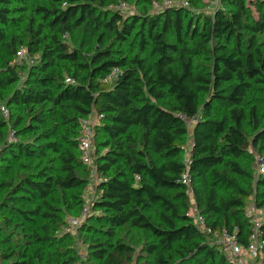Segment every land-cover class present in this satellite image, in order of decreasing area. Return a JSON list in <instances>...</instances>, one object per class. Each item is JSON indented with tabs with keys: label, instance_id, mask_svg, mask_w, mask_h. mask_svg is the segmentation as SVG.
I'll use <instances>...</instances> for the list:
<instances>
[{
	"label": "trees",
	"instance_id": "1",
	"mask_svg": "<svg viewBox=\"0 0 264 264\" xmlns=\"http://www.w3.org/2000/svg\"><path fill=\"white\" fill-rule=\"evenodd\" d=\"M120 1L133 0H0V106L22 110L14 117L10 110L11 125L0 111V146L20 161L0 168L3 264L78 263L59 205L83 209L91 169L81 160L78 137L81 120L93 111L103 119L93 140L98 197L87 217L105 227L103 236L88 238L93 258L233 264L213 233L227 231L248 244L245 210L254 181L264 198V173L257 177L256 165L245 161L253 148L264 162V125L254 103L264 89V0H222L212 13L208 0L154 13L157 0H134L143 8L131 16L110 8ZM29 3L31 13L22 16ZM135 39L133 54L127 47ZM22 47L38 58L29 71L13 63ZM114 68L116 76L104 80ZM57 121L64 144L41 147L54 151L58 167L44 166L35 179L21 159L38 152L19 138L51 137ZM190 184L211 233L188 215ZM130 229L144 236L140 252ZM261 230L264 237V221Z\"/></svg>",
	"mask_w": 264,
	"mask_h": 264
},
{
	"label": "rangeland",
	"instance_id": "2",
	"mask_svg": "<svg viewBox=\"0 0 264 264\" xmlns=\"http://www.w3.org/2000/svg\"><path fill=\"white\" fill-rule=\"evenodd\" d=\"M31 4L29 3L27 6V10L22 14L23 15H27L29 13H31ZM206 11H208V13H212V6L211 3L208 1V4L206 6ZM143 8V4L140 2H136V1H130L127 4V7L123 9V11L125 12L126 16H131L133 14H137L140 11H142ZM150 12L154 13L156 12L154 10V8H150L149 9ZM25 18V17H24ZM23 21V20H22ZM72 45V44H70ZM26 48V47H25ZM27 49V48H26ZM138 49V40L135 39L133 43H131V45L129 47H127V50H129V52L133 51L132 53L135 54L136 51ZM3 58L2 54L0 55V61ZM38 61V58L36 55L32 56L30 55V53L28 52V49L26 51V54L24 57L18 58L16 57L13 60L14 64H24L25 66H27L26 70L29 71L33 65H35ZM23 72L21 74L22 76V80H24V78H26V76L28 75V72ZM21 80V81H22ZM256 97L258 99L255 100L254 103H258V107H259V121L258 124L259 125H264V89L258 90L255 93ZM12 116L14 117L15 114H22V110L19 106L13 105L12 108L10 107ZM9 110V112H10ZM28 119V118H27ZM25 119V122L26 120ZM9 125L10 121L8 119ZM31 124H34V121L31 122ZM188 124L191 126L193 124L192 120L188 121ZM25 125V123L23 124ZM56 125V131L55 133L51 136V137H42V138H35V137H31L30 136V132H27L25 135H22L19 139L20 140H28L30 142L31 148L32 150H35V152H38L36 154V156L34 157H28V158H24L21 159V162H23V164L25 165L24 171L26 172H31L32 176L35 177V179H38V176L36 175L40 169H42L44 166L48 165L51 166L55 172V169L58 167L59 161L54 153L53 150H51L49 147H41L46 146V144L48 142H54L55 144L58 145V147L60 148V146L62 144H64L63 139L61 138V133H62V127L60 125V123L57 121V123H55ZM23 126L17 128L18 130L22 129ZM12 130V129H11ZM248 130H250V134L249 136V140L252 141V131H251V127H248ZM12 132V131H11ZM15 135V133L13 134ZM12 135V136H13ZM101 140V137H98V141ZM9 140V144H10ZM192 131H189L188 134V140L187 143L185 144V151H184V155L185 158H188L190 150H191V146H192ZM26 142V141H25ZM98 147V146H97ZM96 148V145H95ZM98 150L101 152H105L107 151V148H98ZM260 154L254 150L253 148H249V153L246 157V164L249 166H255L256 165V161L257 159H260ZM20 161L19 160H14V158L9 155V153L7 152V150H2V146H0V168H2V166L4 165H13L14 167H16L15 165H18ZM99 181V174L98 171L96 172H92L90 173L89 176V183L86 186V188L83 191V207L88 206L91 207V204L93 203V201L98 197V192L96 190V185ZM253 193L249 199V201L247 202L246 205V210H248L250 213H252V217H250L249 219L252 220H257L258 222L262 223L264 221V206H260V204L263 202L264 198L261 195V189L258 187V185H256V182H253ZM189 198H190V207L189 209L194 212L195 214L198 213L197 211V205H196V201H195V196H194V190H193V185L190 184L189 187ZM62 210H63V214H64V219H65V226H64V231L65 232H69L70 234H72V236L74 237V244L77 248V252L78 255L80 257L79 261L77 264H100L99 261L95 258H93L91 252L89 251L88 248V238L91 236V234H93V236H103V229L105 227H103L104 225L97 223L95 221H92L90 217H87L85 219H83L81 221V223L79 224L78 227H76L73 231H70L69 229V219L71 218H78L81 215L82 210L79 211V209L75 208V207H70L68 204L66 203H61L59 205ZM90 213V212H89ZM149 214L155 219V211L151 210L149 212ZM93 230V233H91ZM130 232L127 233L128 237L130 238L131 236H135V239L132 241L134 244H136L138 247V252H140V243L142 242V240L144 239V236L142 235V233L134 230V229H130ZM123 233L126 232V229L122 230ZM220 244V243H219ZM222 251L226 253V256L229 260V262L233 263V264H240V260L243 261H247L248 264H257L255 262L256 257L259 256V254L256 255V257H253L252 255L246 253L242 247L240 246H234L232 248H229L228 250H224L221 247ZM142 260H146V258L144 257V259Z\"/></svg>",
	"mask_w": 264,
	"mask_h": 264
},
{
	"label": "built area",
	"instance_id": "3",
	"mask_svg": "<svg viewBox=\"0 0 264 264\" xmlns=\"http://www.w3.org/2000/svg\"><path fill=\"white\" fill-rule=\"evenodd\" d=\"M208 1L211 3L212 8H214L216 6H220L222 0H208ZM175 4H182L183 6H186L188 2L184 0L180 2H175L173 0H157V1H154L153 8L156 11V10H160L161 8L175 5ZM126 7H127V3L123 1L118 2L117 5H110V8L120 9V10H123ZM26 51L27 49L25 47L20 48L17 51V57L18 58L24 57L26 54ZM117 73H118V69L114 68L111 71V73H109L104 78V80H111L112 78L116 76ZM66 81L72 82L70 78H67ZM0 111H1L3 118L5 120H8L10 117L9 109L5 105H1ZM102 119H103L102 114H98L96 111H93L89 116H87L86 118H83L80 123V134L78 137V142H79V148L81 152V160L85 165H87L91 169L92 172L97 171L95 159L93 156L94 154L93 140L95 136V130L101 123ZM13 134L14 132H11L9 135L8 140H11L10 142L15 141V137ZM186 162H187V159H186ZM255 168H256V174L258 177L259 175L264 173V162L261 159H257ZM136 178L139 179L140 177L136 176ZM182 182L186 185L190 183V174L188 171L183 175ZM88 213H89V207L85 206L81 212L80 217L69 219L70 231H73L76 227H78L81 221L86 218ZM188 215L192 216V218L194 219L195 225L199 228L201 232H204V233L212 232L211 228L207 225L202 215H200L199 213L195 214L190 209L188 211ZM245 216L249 219L250 217H252V213H250L248 210H245ZM249 220L251 224V232L249 234L248 244L245 247L241 246L238 243L236 236L234 234H231L227 231H223L221 233L214 232L213 234L217 238V242L220 243L221 247L224 250H228L229 248H232L238 245L242 247V249L246 253L252 255L253 257H256V255L259 254V256L256 257L255 262L257 264H264V237H263L262 230H261L262 223L258 222L255 219L254 220L249 219ZM0 264H3L1 251H0ZM240 264H248V262L240 260Z\"/></svg>",
	"mask_w": 264,
	"mask_h": 264
}]
</instances>
